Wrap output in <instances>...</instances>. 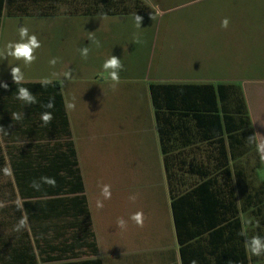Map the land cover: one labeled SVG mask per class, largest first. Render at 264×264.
<instances>
[{
    "label": "crops",
    "instance_id": "crops-1",
    "mask_svg": "<svg viewBox=\"0 0 264 264\" xmlns=\"http://www.w3.org/2000/svg\"><path fill=\"white\" fill-rule=\"evenodd\" d=\"M189 4L169 10L167 54L155 66L153 77L147 79L143 67L140 73V52H129L136 65H124L125 74L115 88L103 69L104 62L117 55L107 36L113 35V25L98 31L87 27L89 32L83 35L81 18L94 17L11 18L3 13L0 50L9 41H20L21 26L37 36L41 47L31 65L0 58V85H8L0 86L4 129L0 169L10 167L13 172L9 177L0 171V201L6 204L0 208V264H258V257L245 248L246 239L257 235L256 217L242 211L238 187H229L236 192L233 199L215 195L227 191L222 184L200 188V177L225 174L224 162L231 159L229 142L194 137L190 121L167 127L174 137L164 140L163 153L150 85L237 84L245 80L239 77L248 64L244 59L253 56L250 27L242 26L239 7L223 8L210 20L202 12H189ZM135 17L109 18L122 23ZM225 18L227 28L221 26ZM261 43L254 55L256 64H264ZM85 47L86 58L81 55ZM53 58L55 66L49 63ZM15 66L24 74L19 85L11 76ZM65 72L71 73L70 79ZM45 78L51 81L47 86L41 83ZM19 87L29 89L37 103L16 99ZM50 99L54 108L45 109ZM68 102L75 109H66ZM44 111L53 116L47 125L40 119ZM13 113L21 118L13 119ZM252 127L256 134L253 122ZM71 144L84 191L66 196L77 198L72 204L50 202L49 185L36 191L30 184L41 176H70ZM231 175L235 176L233 169ZM105 184L111 185L112 196L98 209L96 200L103 199L100 192ZM75 186L79 185L65 181L58 190L70 192ZM197 188L201 192L193 194ZM18 199L29 225L20 232L14 231L22 215L16 207ZM173 201L178 202L176 216ZM230 205L231 210L224 209ZM236 209L243 228L222 227L234 220ZM137 211L145 216L142 228L130 220ZM121 217L127 221L125 230L117 226ZM223 219L225 223L220 222Z\"/></svg>",
    "mask_w": 264,
    "mask_h": 264
},
{
    "label": "trees",
    "instance_id": "trees-1",
    "mask_svg": "<svg viewBox=\"0 0 264 264\" xmlns=\"http://www.w3.org/2000/svg\"><path fill=\"white\" fill-rule=\"evenodd\" d=\"M257 1L260 8L264 10V0ZM3 13L11 18L130 17L156 14L143 0H0V18ZM55 87L59 88V85L55 83ZM150 92L155 119L163 142V153L166 154L164 140L174 137L173 134L166 131L167 127L174 129L176 126L185 125L186 122L189 123L190 121L195 126L194 137L219 138L221 141L226 139L229 142L231 159L224 162L225 174L220 177H200V188L222 184L226 186L227 191L223 194L216 191L215 195H218L219 198L221 195H225L233 199L236 197V192L233 189L229 191V187L236 185L239 189L238 194L242 199V211L244 213L251 211V214L256 217L257 235L264 237V179H260L258 174L262 161L256 152L255 143L249 142V137L255 133L241 85L235 83L217 85L151 84ZM70 148L74 158V170L70 176H50L56 180V186H50L51 191L48 196L50 202H69L72 204L77 198L66 196L84 191L72 144ZM238 157L245 159L239 161ZM231 169L235 171V176L231 175ZM65 181L79 186H75L76 189L73 190V188L70 192H61L58 190L59 186ZM196 190L193 194L201 192L198 191L199 188ZM211 195L213 196V194ZM82 200L85 201L84 197ZM176 204L178 202L173 201L175 216ZM224 209L231 210V205L224 207ZM238 215L239 211L236 209V215L232 216L234 220L227 222L222 227L234 225L243 228V223ZM176 220L177 225H180L178 216ZM220 222L225 223L226 220L223 219ZM213 224L210 223V225ZM218 232H212V234ZM258 264H264V255L258 257Z\"/></svg>",
    "mask_w": 264,
    "mask_h": 264
},
{
    "label": "rangeland",
    "instance_id": "rangeland-1",
    "mask_svg": "<svg viewBox=\"0 0 264 264\" xmlns=\"http://www.w3.org/2000/svg\"><path fill=\"white\" fill-rule=\"evenodd\" d=\"M143 1L157 15L142 17L141 25H137L136 19H128L120 23L118 19L109 17L81 18L83 35L89 32L88 28L92 31H98V27L113 25L115 28L113 35L111 36L108 33L107 36L114 42V52L117 54L115 56L120 58L123 66L128 63L136 65L134 63V56L132 57V54L129 56L128 53L139 51L140 59L138 64H140V73L141 67H143V72L146 78L149 79L153 77L155 66L160 58L164 54H167L165 48L168 42L169 10L172 6L189 2V6L186 7L189 12H202L205 14V18H209L210 20H213V15L223 8L231 9L232 7H239L238 9L242 11V26L250 27L249 41L251 43H249V46L253 48V56L250 59H244L248 64L242 67L239 77L245 80L237 84L241 85L245 91L247 105L256 132L264 135V64H256L257 59L254 57L257 49L261 46L260 41L264 43V10L260 8L259 2L257 0H200L197 3L195 0ZM105 30L103 29V31ZM242 43H244V39ZM132 72L133 70L131 69V74ZM122 73L123 71H120L119 75ZM258 174L260 175V179H264V162H261V169L258 171Z\"/></svg>",
    "mask_w": 264,
    "mask_h": 264
},
{
    "label": "clouds",
    "instance_id": "clouds-1",
    "mask_svg": "<svg viewBox=\"0 0 264 264\" xmlns=\"http://www.w3.org/2000/svg\"><path fill=\"white\" fill-rule=\"evenodd\" d=\"M137 25H141L142 17L139 15H136L135 17ZM229 24V20L225 18L221 22V26L223 28H227ZM19 36L20 41L19 42H7L6 45L2 50H0V58L8 59V57H12L15 60H23L25 65H31L35 60V51L41 47V43L37 36L35 34H29V29L27 27L21 26L19 28ZM97 44L99 45V42L97 41ZM81 55L83 57H87L88 55V48L85 47L81 49ZM49 63L53 66L57 63V59L53 58L49 61ZM123 64L121 63L120 58L112 55L110 58H108L104 64L103 69L107 73L106 79H110L112 83V87L115 88L120 83V71L123 70ZM11 76L13 78V81L15 84L19 85L24 81V74L21 71V68L19 66H15L11 68ZM64 77L66 79L71 78L70 72H65ZM43 85L47 86L51 83V81L47 78H45L42 82ZM4 88H7L8 85L2 84L0 85ZM16 99L23 101L25 104H34L37 103L36 97L29 91V89L25 87H19L17 89V95ZM45 109H52L54 108V99H50L49 102L45 105H43ZM66 109H75V104L72 102H68L65 105ZM13 119L19 120L20 114L13 113L12 116ZM41 121L44 125L49 124L52 119V113L51 111H44L41 113L40 116ZM4 131L2 127H0V132ZM250 143H255L256 152L259 155V158L262 162H264V135H261L259 133L254 134L253 136L249 137ZM0 171L3 172L5 176L11 177L13 175L12 169L10 167H4L3 169H0ZM49 185L52 187L56 186V180L54 177H48V176H41L39 180H33L30 184V187H32L34 190L39 191L43 185ZM101 197L103 199H97L96 200V207L98 209H103L104 207V200L111 199L112 193H111V185L105 184L101 188L100 192ZM136 197L132 196L130 197V200L135 201ZM6 204L3 201H0V208L5 207ZM16 207L17 210H20L22 212L21 218L19 219L18 223L14 226V231L20 232L22 230L28 229V217L27 213L23 211V202L21 200L16 201ZM130 220L133 221L138 227L144 226L145 216L143 211H137L133 213L130 216ZM117 226L125 230L127 228V221L123 219L122 217L117 220ZM245 248L246 252H249L252 256L260 257L264 255V237H261L259 235H254L250 239H246L245 241ZM192 264H196V261H192Z\"/></svg>",
    "mask_w": 264,
    "mask_h": 264
}]
</instances>
